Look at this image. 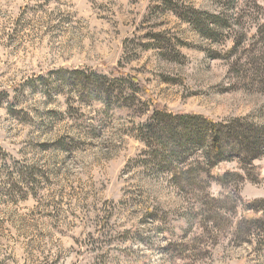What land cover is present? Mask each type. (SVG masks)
Segmentation results:
<instances>
[{"label": "rangeland", "instance_id": "rangeland-1", "mask_svg": "<svg viewBox=\"0 0 264 264\" xmlns=\"http://www.w3.org/2000/svg\"><path fill=\"white\" fill-rule=\"evenodd\" d=\"M155 105L264 126V0H0V264H264V148L169 165Z\"/></svg>", "mask_w": 264, "mask_h": 264}, {"label": "trees", "instance_id": "trees-1", "mask_svg": "<svg viewBox=\"0 0 264 264\" xmlns=\"http://www.w3.org/2000/svg\"><path fill=\"white\" fill-rule=\"evenodd\" d=\"M139 128L148 136L142 138V141L149 147L156 148L158 142L165 143V153L169 155L165 157L169 165L173 159H184L199 150L203 154V160L207 162L206 172L210 169L216 171L219 163L227 160H234L239 169L247 171L252 160L264 148V126L261 124L244 119L215 122L200 114L174 113L159 105L152 108V114ZM198 163L200 162L195 161L197 166ZM179 171L184 177L191 173L189 168H180ZM214 173L222 183L228 177L227 172ZM232 176L241 177L236 173ZM260 218L264 217L261 215Z\"/></svg>", "mask_w": 264, "mask_h": 264}]
</instances>
